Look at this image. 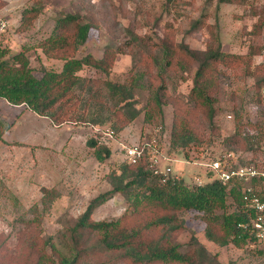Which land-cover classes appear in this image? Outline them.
<instances>
[{
	"label": "rangeland",
	"instance_id": "obj_1",
	"mask_svg": "<svg viewBox=\"0 0 264 264\" xmlns=\"http://www.w3.org/2000/svg\"><path fill=\"white\" fill-rule=\"evenodd\" d=\"M34 6L40 13L33 25L18 31L23 10ZM61 14L78 15L90 26L76 58L91 56L99 61L106 46L113 47L115 53L104 66L107 72L87 66L78 73L92 83L77 90L81 104L74 122L54 126L26 106L15 107L0 99V124L6 129L0 137V264H22L31 221L39 222L36 231L42 237L57 238L72 227L93 199L112 190L114 175L132 167L126 157L130 147L143 151L140 164L150 171L163 174L169 168L166 177L182 180L188 187L214 180L207 175L213 161L264 171V88L259 91L262 76L254 70L264 67V24H258L264 22V0L219 6L215 0H0V59L26 50L36 78L43 70L60 72L64 61L48 58L38 44L49 37ZM214 37H218L223 53L243 57L252 49L257 55L248 65L242 59L232 70L218 68L224 73L215 103L218 130L209 136V142L200 149L173 148L170 139L175 107L182 106L181 112L191 118L199 132L206 120L190 99L197 64L186 65L179 51L183 47L203 51L214 43ZM164 46L177 52L172 65L159 74ZM179 59L181 66L175 63ZM245 68L246 74L242 71ZM104 82L133 85V98L117 104ZM149 86L164 87L166 104L161 113L154 110L147 122ZM124 104L134 106L136 118L128 121L130 110ZM238 126L243 127L240 148L226 141ZM87 142L107 148L109 158L98 162L95 148ZM228 154L231 156L225 158ZM127 176L123 185L132 179ZM253 185L261 187L257 182ZM139 191L142 189L131 186L126 195H111L92 211L91 221L119 219L130 211L132 201H127V195ZM236 206L228 198L225 212L236 211ZM180 217L185 230L176 232L173 242L187 244L194 237L209 256H216L215 264H264V248L256 242L248 240L242 248L232 243L221 247L206 239L202 214L186 211ZM95 255L84 263L127 264L117 262L111 254Z\"/></svg>",
	"mask_w": 264,
	"mask_h": 264
},
{
	"label": "trees",
	"instance_id": "obj_2",
	"mask_svg": "<svg viewBox=\"0 0 264 264\" xmlns=\"http://www.w3.org/2000/svg\"><path fill=\"white\" fill-rule=\"evenodd\" d=\"M215 1L218 6L240 2ZM39 13L40 8L37 6L23 10L18 31L24 32L32 26ZM258 24L263 25L264 22ZM89 29L90 26L81 22L78 15L61 14L55 19L49 37L38 44V48L48 58L64 61L60 72L43 70L42 76L36 78L26 50L15 53L7 60L0 59V99L13 106L24 105L36 115L47 118L54 126L74 122L81 104L77 90L84 89L89 82L92 83L78 73L87 66L107 72L104 66L107 59L115 53L113 47L106 46L104 57L99 61L91 56L76 58L75 54L86 41ZM133 42L136 43V38ZM213 44H209L203 51H192L186 47L179 51L186 65L194 62L197 64L190 99L204 112L206 120L203 123L205 126L199 132L194 128L191 118L183 115L182 106H178L179 102H175L178 107H175L170 139L173 148L186 150L192 146L200 149L209 142V136L218 130L214 122L215 103L220 91V78L224 74L218 68L221 66L232 70L235 63L237 66L242 59H246L248 65L257 55L252 49L243 57L223 53L218 37H214ZM162 51V69L159 74L163 72V68L172 65L177 52L169 46H164ZM175 63L181 66L180 59ZM247 70L245 68L242 71L246 74ZM254 70H259L262 76L258 79V88L261 91L264 88V67H255ZM104 86L117 104L133 98V85L125 87L104 82ZM149 90V110L145 112L147 122L153 118L154 110L161 113V106L166 104L163 100V86H149ZM124 107L130 110L128 121L136 118L137 113L132 104H124ZM5 132V127L0 124V137ZM226 141L230 146L242 147L243 127L238 126L236 132L227 137ZM87 146L95 148V159L98 162H103L110 156L107 148H97L95 142H87ZM183 156L187 158L188 154L185 152ZM142 157L136 164H131L132 167L127 166L121 175H114L112 190L93 199L73 226L60 232L57 238L42 237L36 231L39 222L31 221L30 232L25 234L26 248L22 264H85L87 259L100 252L111 254L117 262L124 261L127 264H215L216 256H209L194 237L187 244L172 241L176 232L185 230L180 213L186 211L202 214L201 218L206 225L205 237L218 246L232 243L236 248H242L248 240L254 241L248 227H238V224L248 225L246 211H249L238 184L227 189V185L213 180L202 186L188 187L182 180L154 174L145 164H140ZM126 173L132 179L123 185ZM131 186H137L142 191L127 195V201H132L130 211L126 210L119 219L110 222L91 221L90 216L97 206L115 193L126 195ZM228 198L237 205L236 211L232 213L225 212Z\"/></svg>",
	"mask_w": 264,
	"mask_h": 264
},
{
	"label": "built area",
	"instance_id": "obj_3",
	"mask_svg": "<svg viewBox=\"0 0 264 264\" xmlns=\"http://www.w3.org/2000/svg\"><path fill=\"white\" fill-rule=\"evenodd\" d=\"M142 155L143 151L138 146L126 150L129 164H136ZM230 156V154L225 155V158ZM208 168L207 175L210 173L208 177L213 176L211 179L218 180L227 186H237V184L240 186L249 211H246L248 225L238 224V227L243 229L248 227L254 237V242L264 248V171L259 172L254 167L242 165L230 167L226 161L221 160L213 161ZM165 172H170V169L167 168ZM166 173L154 171V174H161L163 177H166ZM255 182L260 183L261 187L253 185Z\"/></svg>",
	"mask_w": 264,
	"mask_h": 264
},
{
	"label": "crops",
	"instance_id": "obj_4",
	"mask_svg": "<svg viewBox=\"0 0 264 264\" xmlns=\"http://www.w3.org/2000/svg\"><path fill=\"white\" fill-rule=\"evenodd\" d=\"M1 100H2V99H1ZM4 101H5V100H4ZM5 102H6V101H5ZM6 103H8V102H6ZM8 104H9V103H8ZM9 105H11V104H9ZM15 107H17V106H15ZM34 114H35V113H34ZM38 117H40V116H38ZM40 118L43 119L44 117H40ZM45 119H46V118H45ZM47 120H48V119H47ZM47 120H46V121H47Z\"/></svg>",
	"mask_w": 264,
	"mask_h": 264
},
{
	"label": "clouds",
	"instance_id": "obj_5",
	"mask_svg": "<svg viewBox=\"0 0 264 264\" xmlns=\"http://www.w3.org/2000/svg\"><path fill=\"white\" fill-rule=\"evenodd\" d=\"M13 106V105H12ZM18 107V106H17ZM31 111V110H30ZM38 116V115H37Z\"/></svg>",
	"mask_w": 264,
	"mask_h": 264
},
{
	"label": "water",
	"instance_id": "obj_6",
	"mask_svg": "<svg viewBox=\"0 0 264 264\" xmlns=\"http://www.w3.org/2000/svg\"><path fill=\"white\" fill-rule=\"evenodd\" d=\"M211 174L209 173V176H210Z\"/></svg>",
	"mask_w": 264,
	"mask_h": 264
}]
</instances>
